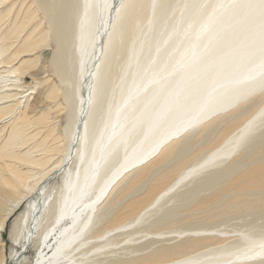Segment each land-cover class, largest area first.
<instances>
[{
    "label": "bare ground",
    "instance_id": "bare-ground-1",
    "mask_svg": "<svg viewBox=\"0 0 264 264\" xmlns=\"http://www.w3.org/2000/svg\"><path fill=\"white\" fill-rule=\"evenodd\" d=\"M0 126L15 264H264V0H0Z\"/></svg>",
    "mask_w": 264,
    "mask_h": 264
},
{
    "label": "rangeland",
    "instance_id": "rangeland-1",
    "mask_svg": "<svg viewBox=\"0 0 264 264\" xmlns=\"http://www.w3.org/2000/svg\"><path fill=\"white\" fill-rule=\"evenodd\" d=\"M46 51H48V52H46L45 53V55L47 56V54H50L51 53V51H52V49L51 48H48ZM46 59H47V57H46ZM46 61L43 59V57H42V62H41V64L40 65H44V63H45ZM49 76V78H51L52 80H53V76H51V73H46V74H44V75H42V76H40L39 77V79H42L43 80V77H45V76ZM41 80V81H42ZM27 82L29 83V84H31V86H33L36 82H35V80L34 79H31V77H28L27 78ZM38 92H40V91H38ZM38 92H35V94L33 95V97H32V102H33V99L34 98H38L39 97V95H37V93ZM1 127V126H0ZM19 213L20 212H18L12 219H11V221L8 223V225L6 226V228H5V230L4 231H2V232H0V238H1V240H2V245H3V247L5 248V251H6V255H7V263L6 264H15V261H13L12 260V258H11V251H12V249H13V243H12V241H11V239H10V230H11V226H12V224H13V222H14V220L16 219V217L19 215ZM233 223L235 224V223H238V221H233ZM1 248V247H0ZM17 250L19 251V252H22L23 250L21 249V247H18L17 248ZM30 254H31V252H30ZM29 254V255H30ZM26 264H28V263H26Z\"/></svg>",
    "mask_w": 264,
    "mask_h": 264
}]
</instances>
